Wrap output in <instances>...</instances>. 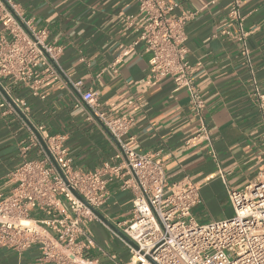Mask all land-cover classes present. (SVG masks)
Here are the masks:
<instances>
[{"label":"crops","instance_id":"obj_1","mask_svg":"<svg viewBox=\"0 0 264 264\" xmlns=\"http://www.w3.org/2000/svg\"><path fill=\"white\" fill-rule=\"evenodd\" d=\"M26 20L38 30L47 29L49 41L63 52L60 79H51L35 96L23 85L13 97L26 101L23 117L8 105L2 107L0 90V194L15 187L11 174L24 160L39 158L32 147L34 128L63 135L73 166L93 172L116 151L110 135L86 104H80L75 84L83 82L99 96L100 109L133 119L124 137L139 154H150L165 170L169 183L191 177L200 187L201 201L193 209L201 224L233 215L228 188H243L264 169V0H241V20L230 16L233 0H168L178 2L177 15L194 11L187 25L188 60L194 67V84L204 99L203 117L210 142L188 148L185 141L199 126L188 90H177L171 79L150 73L151 54L139 44L125 56L118 72L110 70L122 46L137 37L124 21L136 16L137 0H15ZM3 30L0 24V34ZM242 35L244 40H242ZM249 52L244 54L245 45ZM263 96L261 98L260 96ZM118 182L109 184L111 199L99 212L112 225L131 217V194ZM32 218H41L37 211ZM101 219V218H100ZM95 247L87 264H126V241L101 219L91 225ZM38 245L24 251L0 246V264H47L40 261Z\"/></svg>","mask_w":264,"mask_h":264},{"label":"built area","instance_id":"obj_2","mask_svg":"<svg viewBox=\"0 0 264 264\" xmlns=\"http://www.w3.org/2000/svg\"><path fill=\"white\" fill-rule=\"evenodd\" d=\"M137 2V15L123 18L134 26L137 37L122 46L110 70L117 73L122 59L143 44L151 54L150 73L190 93L199 126L186 139V147L210 142L203 117L206 104L195 88L194 67L188 60L187 25L197 12L177 15L179 3L168 0ZM240 9L241 0H233L230 16L240 21ZM0 24V84L13 102L4 97L1 106L25 116L26 101L11 91L23 85L43 97L42 85L60 79L63 50L49 41L47 29L38 30L25 19L15 0H0ZM244 45L248 56L245 41ZM75 88L79 103L90 108L91 117L110 135L115 154L93 172L77 170L63 135L34 128L32 147L40 157L29 158L30 147L24 145V160L11 174L16 185L8 197L0 194V246L24 251L38 245L40 261L47 264L89 263L87 253L95 247L91 225L101 221L94 210L109 203V184L116 181L121 192L132 196L130 219L115 224L137 247L126 242L131 252L126 264H264V169L243 188H228L230 218L201 224L192 213L201 201L200 187L191 177L169 183L152 155L139 154L125 142L133 119L101 110L97 92L85 89L83 82ZM261 110L264 124V104ZM35 211L41 218L31 217Z\"/></svg>","mask_w":264,"mask_h":264},{"label":"water","instance_id":"obj_3","mask_svg":"<svg viewBox=\"0 0 264 264\" xmlns=\"http://www.w3.org/2000/svg\"><path fill=\"white\" fill-rule=\"evenodd\" d=\"M0 90L2 91V93L4 94V96L11 102L12 99L10 98V96L4 91L3 87L0 84ZM19 112L21 113V111L19 110ZM21 115L23 117H25L22 113ZM38 134V133H37ZM39 136V135H38ZM95 213L98 215L99 218H101L103 221H105L114 231H116L129 245H131L134 248H137L136 245L126 236L124 235V233H122V231H120L118 228H116L114 225H112L107 219H105V217L97 210H94Z\"/></svg>","mask_w":264,"mask_h":264},{"label":"rangeland","instance_id":"obj_4","mask_svg":"<svg viewBox=\"0 0 264 264\" xmlns=\"http://www.w3.org/2000/svg\"><path fill=\"white\" fill-rule=\"evenodd\" d=\"M130 257H131V254H130Z\"/></svg>","mask_w":264,"mask_h":264}]
</instances>
